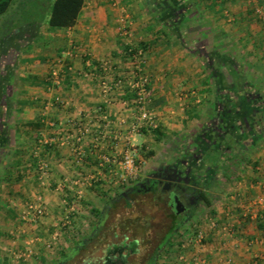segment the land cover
Masks as SVG:
<instances>
[{"label":"rangeland","instance_id":"1","mask_svg":"<svg viewBox=\"0 0 264 264\" xmlns=\"http://www.w3.org/2000/svg\"><path fill=\"white\" fill-rule=\"evenodd\" d=\"M191 1L195 2V6H193L195 15L189 16L187 24L183 23V27L186 28H183L180 33H183L185 37L183 45L186 52H189L187 55H190L191 52L196 54L192 56L196 61L194 66L202 68V70L207 67L208 71L212 67L215 68L218 78L221 79V76H224L222 85L226 88L236 84L235 80L239 74L242 78V86L246 81H249L252 88L261 87L264 89V0H226L221 8L213 6L206 0ZM53 2L54 0H13L9 8L0 14V71H14L11 76L8 75V82L10 81L14 85L12 89L9 88V94L15 90L17 92V89L22 90L23 86L19 84V80L23 79V75L20 74V71L24 74L29 72L27 68H24L28 64L27 61L35 56L39 57L40 54L36 55L35 53H41L43 50L41 47L46 40L44 36L53 27L49 23ZM143 4L147 10L151 9L150 0H143ZM203 17L212 19L213 23L208 26L209 22H205L206 19L204 20ZM32 21H36L40 25L39 32L35 35L21 30ZM157 23L159 22L157 21ZM214 24L216 27L211 28V25ZM31 39L32 41H30ZM12 60L19 62L18 68L16 67L15 70H12L13 66L10 62ZM209 60L211 64H208ZM131 64L130 66L134 68L133 60ZM22 67L23 69L19 71V68ZM140 67L142 74L148 76L142 64ZM188 71H190V67L180 70L184 75ZM205 73L208 76V72L205 71ZM19 74L21 77L16 79ZM206 75L204 74L205 77H207ZM150 83L149 80V95L152 94ZM209 84V93L206 97L201 96L203 99L201 107L204 108V112L198 113L199 116L204 117L202 123H199L203 126L209 120L213 109L216 108L214 101L217 85L214 80ZM182 92H186V90ZM180 93L177 96H181ZM8 105V110L2 115L7 126L6 129L4 128L6 130V133L4 132L5 141L0 146L1 264H6L3 261L4 258H8V264H55L63 256L61 250L69 252L77 242L92 233L103 207L116 196L118 190L146 177L163 163H168L171 158L180 155L188 142L196 138V133H198L197 130L186 127L185 122H181V118L172 121L177 123L174 126H165L163 120L159 119L160 117L167 118L165 116L167 113L160 114L157 111L158 108H152L148 104L149 109L155 115V123L158 126L162 123L163 134H156L150 130L154 128L153 126H148L143 122L141 127L137 126L136 128L138 134H135L136 139L123 146L124 151L132 150L135 153L137 167L135 175L128 174L126 176L124 174L125 178L119 175L111 178L102 176L107 177L102 178L100 174L104 171L99 172L92 165V170L87 175L73 177L72 180H77L80 177L78 183L81 185L74 192L67 188V190L43 193L42 185L37 178L39 166L33 160L34 149L38 153L40 151V145H37L39 142L32 145L30 142H26L28 139L24 137L28 133L24 131L26 129V131H31L30 124L24 122L26 119L22 116L23 114L13 111V107L9 103ZM183 106L186 107V105ZM185 109L187 111L189 108ZM186 111L182 110L178 113V117L185 114ZM18 123L20 126L16 128L15 125ZM84 143L83 140L82 144ZM84 146L86 147V145ZM98 150L100 151L99 155L106 151L104 148H98ZM233 152L232 159L235 160L237 154L235 151ZM75 158V163L81 164L85 161L84 159L78 162L76 156ZM239 159V162L231 163L233 167L231 170H227L229 176L223 175L224 181L213 183L209 188L212 205L208 206L204 203V206H199L192 219L175 235L172 245L177 247L181 243L180 248L185 251L177 253L172 250L166 257H161L159 264H256L255 257L249 255V251H253L254 246L264 247V216L262 227L256 228V216L252 217V215H256L258 209L264 210V202L262 205L253 203L252 207L242 205L245 201L248 202L252 199L254 201V198L262 194V188L256 185L260 177L264 176V138L259 140L252 150L239 156ZM100 161L98 160L99 165L103 168L104 160ZM116 168L118 172H121L120 168ZM97 180L101 185H96L95 181ZM251 183L254 185L253 187ZM72 184L74 185L72 182L69 185L72 186ZM118 186L121 189H118ZM44 194L50 198L47 199L48 201L46 200L48 205L44 203ZM250 196L252 199L248 200L247 198ZM37 197H41L46 214L44 218L30 223L24 220L22 215L26 211V203ZM233 199L239 208L241 207L242 217L250 219V222L244 226L239 223L241 219L237 217L234 207L231 205L227 209L224 206V203L231 202ZM92 208L98 209V213L94 214ZM69 211L74 212L70 216V223L64 228L63 223L67 219L66 215L70 213ZM127 212L128 216L140 219L139 226L141 228L139 231L161 232L158 229V223L162 220L161 214H158L156 208L151 204L138 210L129 209ZM216 219L220 224L227 221L232 223L237 220V223L241 224L240 229L236 232L233 231V234L225 235L222 229L211 227V222ZM197 224H201L202 228L198 226L199 232H203L204 238L207 239L206 242L202 241L203 238L200 240L199 235L194 233ZM133 225L131 224V226ZM252 230L260 231L261 234L255 235ZM56 231H61L57 239L53 238ZM255 238H258L257 241ZM240 252L243 255L239 256ZM257 257L259 260L257 264H264V257Z\"/></svg>","mask_w":264,"mask_h":264},{"label":"crops","instance_id":"2","mask_svg":"<svg viewBox=\"0 0 264 264\" xmlns=\"http://www.w3.org/2000/svg\"><path fill=\"white\" fill-rule=\"evenodd\" d=\"M154 11L152 7L147 10L143 0H85L73 25L52 27L47 32L41 47L43 50L35 53L40 56L27 59L28 64L24 68L29 72L24 74L20 71L23 67L19 68L23 75L22 81L19 80L22 90L17 89V92L15 90L9 94V88L12 89L14 85L8 82L6 94L0 103L3 113L8 110L9 103L13 111L23 114L26 119L24 122L39 120L41 123L39 129L32 126L31 131L26 129L24 132L28 134L24 138L31 145L39 142V153L36 149H30L34 154L33 160L38 166L45 163L49 168L45 185L41 187L43 193L67 188L74 192L81 185L78 183L80 177L72 180L73 177L87 175L92 165L99 172L104 171L101 177L119 175L117 164L104 161L103 168L99 165L101 159L98 148H104L106 151L103 152L112 158L124 151L125 144L136 139L137 132L133 130V125L137 122L138 111L132 105L133 91L125 84L118 87L113 85L116 78H128L132 72V58L126 49L129 44L134 47L145 45L141 64L152 85L149 106L158 108L160 114L167 113V118L160 117L159 120H163L165 126H174L177 123L172 121L181 118L186 127L195 131L203 127V124L199 125L204 119L199 116L204 112L201 96L206 97L210 91V84L205 81L210 77V71L207 67L202 70L194 66L196 61L192 56L196 55L195 52L187 55L189 52H186L183 43L173 35L162 33L164 26L157 23ZM205 22H209L210 26L213 20L206 19ZM39 26L38 22L32 21L21 30L35 35L39 32ZM214 26L211 25V28ZM12 61V70H15L19 62ZM105 62L109 70L103 67ZM184 67H190L186 75L180 72ZM53 69L59 70L60 80L57 83L53 80ZM13 72L9 70V75ZM20 74L16 79L21 77ZM210 79L212 82V77ZM179 92L181 96H177ZM183 105L189 109L186 111ZM182 110L186 111L185 114L178 117ZM75 120L86 125L89 130L84 139L85 161L81 164L74 162L76 153L72 140L79 132L72 125ZM19 124L15 127L18 128ZM161 124L160 128L163 126ZM1 126L5 130L7 123L3 121ZM61 134L63 136L59 138ZM65 135L71 138L66 139ZM71 182L74 185L70 186ZM48 198L44 194V203H48ZM252 231L255 235L261 234L260 231ZM252 250L249 255H253L255 260L257 256L264 257V247L254 246ZM238 255L243 254L240 252Z\"/></svg>","mask_w":264,"mask_h":264},{"label":"flooded vegetation","instance_id":"3","mask_svg":"<svg viewBox=\"0 0 264 264\" xmlns=\"http://www.w3.org/2000/svg\"><path fill=\"white\" fill-rule=\"evenodd\" d=\"M214 71L212 67L210 73L217 85L216 108L196 138L180 155L119 190L103 207L92 233L77 242L57 264H159L162 243L166 245L179 233L170 232L183 228L197 208L204 206L202 193L208 192L213 183L224 181L223 175L229 176L227 170L233 167L231 163L239 162V156L264 138V89L252 88L249 81L242 86L239 74L236 84L226 88L222 85L224 76L220 75V79ZM8 75V70L0 71V103ZM3 114L0 107V146L5 138ZM233 151L237 154L235 160ZM147 204L161 214V232L139 231L140 219L127 215L129 209L138 210Z\"/></svg>","mask_w":264,"mask_h":264},{"label":"built area","instance_id":"4","mask_svg":"<svg viewBox=\"0 0 264 264\" xmlns=\"http://www.w3.org/2000/svg\"><path fill=\"white\" fill-rule=\"evenodd\" d=\"M128 54L133 60L134 68L132 69V72L128 78L118 77L113 81V85L118 87V86H122L126 84L127 82V85L130 86V89L134 91V93L136 94V96L133 97V100H132L133 102L132 105L134 109L138 111L137 116H136L137 122L133 125L134 131H136L137 126L141 127L143 122H145L148 126L156 127L158 125L155 123V119H154L155 115L152 113V111L148 107V104L151 101V97L148 93L149 78L148 76H145L144 74H142V68L140 67L143 61L142 59L144 55V49L142 47L136 48L129 44ZM103 67L106 68V70H109L108 64L106 62L103 63ZM52 75H53L54 82L55 83L59 82L60 80L59 70L53 69ZM113 85H109V87ZM104 87L108 88L106 84H104ZM72 125H74V128L79 130V132L73 136L72 146L76 153L77 161L81 162L82 160L85 159V156H86V147L82 143H83L85 135L89 133V130H88V127H86V125L81 124L79 121H76V120L72 121ZM62 136L63 135L61 134L59 138H61ZM64 137L66 139L71 138L70 135H65ZM64 141H67V140H64ZM134 156H135V153H133L132 150H126V151H122L116 156H113L112 158L106 155V153L100 154L99 158L101 160H104V161H107L113 164H117L121 170V172H119V176L123 177L124 174H126V176L128 174L130 175L136 174L135 171L137 167L135 165ZM48 171H49V168L47 167L45 163L39 164L38 179L41 185H45L46 178L49 174ZM263 175H264V170H263ZM258 185L260 186V188H262L261 189L262 194L254 198L255 199L254 201L251 197L250 199L252 200H249L247 204L245 205H249L252 207L253 203L255 204L259 203V205H262V203L264 202V176L260 177V179L257 181L256 186ZM253 186L254 185H252V187ZM63 187L65 186L63 185ZM242 206H244V204ZM69 212L70 213L66 215L67 219L63 223L64 228H65V225L70 223V216L73 214L74 211H69ZM45 214H46V211L44 209L43 203L41 202V197H37L26 203V211H24L22 218L24 220H27L30 223H33V222H36L37 220L42 219L45 216ZM254 216L256 215L255 214L252 215V217ZM236 225H237V220L232 223H230V221H227L222 224H220L218 220H214L211 222L212 228L222 229L225 235L233 234L234 233L233 231H235L234 227ZM60 232L61 231H56L53 238L57 239L60 236ZM198 235L200 237L199 238L200 240L204 238L202 231H200ZM257 239L258 238H255V241H257Z\"/></svg>","mask_w":264,"mask_h":264},{"label":"trees","instance_id":"5","mask_svg":"<svg viewBox=\"0 0 264 264\" xmlns=\"http://www.w3.org/2000/svg\"><path fill=\"white\" fill-rule=\"evenodd\" d=\"M12 1L13 0H0V14L4 13L9 8ZM206 1L210 2L213 6H217L218 8H221V7H223V2L226 0H206ZM84 2H85V0H54L52 8H51L50 19H49L50 25L53 27H67V26L73 25L76 22V19L79 15L83 5H84ZM150 5L155 10L154 12H155L156 20L161 25L164 26V28L162 29V33H164L166 35L170 34V35L175 36L178 39V41L182 44L184 41L183 39H185V37H184L183 33H180V32L183 30V28L184 29L186 28V27H183V23L187 24L189 22V19H190L189 16L195 15L194 14L195 11L193 10V6H195V2H192L191 0H150ZM249 11H251V10H249ZM140 47L144 48V50H145V45L142 44V46H140ZM128 48H129V45L126 48L127 52H128ZM136 48H138V47H136ZM210 77H212L211 73H210ZM210 77H208V80H206L207 84L211 83ZM131 96L132 97L136 96L134 91H133V94H131ZM29 124H30V126L34 127L35 129H39L41 127V123L39 120L32 121ZM150 130H152L156 134H161V135L163 134L161 131V128L159 126L151 128ZM93 162H95V161H93ZM100 180H102V179H100ZM95 183H96V185H99L100 181L97 180V181H95ZM250 198H251V196L248 197L247 199L249 200ZM202 200L204 201L205 205H208V206L212 205V198H211V195L209 194V192L205 191L202 193ZM245 204H247L246 201L244 202V205ZM231 205L234 207V210L237 212V217H239L241 219V221L239 223H241L244 226L247 222H250L249 218L242 217L243 211H241V209H240L241 207L239 208V205L236 203V201L234 199L231 202L224 203V206L227 209H229L231 207ZM92 211L94 212V214L98 213V209H96V208H92ZM263 216H264V210L258 209L257 214H256V221H255L256 228L262 227ZM239 223H237V225L234 227L235 232L240 229L241 224H239ZM201 224H197L195 227L194 233L196 235L199 234L198 233L199 228H202ZM198 226H199V228H198ZM180 230L181 229L177 228L175 231H171L170 235H172L173 232H177V231L179 232ZM170 235L168 237H170ZM206 240H207L206 238L202 239V241H204V242H206ZM82 241H83V239H82ZM173 243H174V239L173 240L170 239L166 245H164L165 244L164 242L162 243L161 249H163V250H162L161 257L162 256L166 257L167 254H169L172 250L177 251V253H181V252L185 251L183 248H180L181 243L177 247H174L172 245ZM66 254H67V252H65L64 250H61V255H66ZM3 261L6 264H8V258H4ZM58 261L59 260H57L55 262V264ZM255 261L257 263L259 262L258 259H256Z\"/></svg>","mask_w":264,"mask_h":264}]
</instances>
